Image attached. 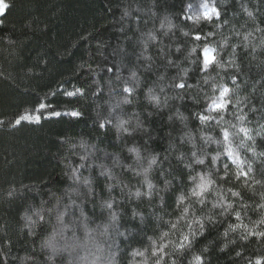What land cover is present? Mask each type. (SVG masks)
Returning <instances> with one entry per match:
<instances>
[{
    "label": "trees",
    "instance_id": "16d2710c",
    "mask_svg": "<svg viewBox=\"0 0 264 264\" xmlns=\"http://www.w3.org/2000/svg\"><path fill=\"white\" fill-rule=\"evenodd\" d=\"M4 1L6 10L0 17V120L5 121L0 125V264H154L153 247L158 250L161 243L168 245L164 264L173 259L189 264L193 255H202L204 264L264 260V237L249 234L264 231V223H259L264 219L260 207L264 205V31L257 30L264 29V0ZM201 3L217 7L220 19H205ZM189 4L193 7L188 8ZM125 10L129 15H124ZM210 32L213 35L208 36ZM195 35L201 40H195ZM225 38L226 45L221 43ZM203 44L217 49L224 69L200 70L197 57ZM194 47L197 51L191 53ZM143 55L153 57L151 71L145 70L148 62ZM169 58L173 65L167 64ZM230 59L235 63L228 64ZM181 69L188 70L185 80L191 88L170 86L183 76ZM132 71L142 83L132 104H123L127 94L121 86ZM209 73L216 84L234 89L232 103L222 113L209 111L210 97L219 95L212 91V81L204 83ZM149 87L160 96V108L146 98ZM73 88H82L84 96L63 95L62 90ZM41 103L48 107L38 112ZM73 108L81 117L51 115ZM26 110L41 115V121L13 127L11 122ZM177 110L185 120L177 117ZM148 112L153 115L147 116ZM197 113L216 120L222 116V120L201 122ZM241 116L245 119L240 120ZM120 120L130 121L125 125L130 135L117 127ZM137 120L147 131L135 129ZM105 122L110 123L99 127ZM242 127L248 136L240 131ZM222 129L229 133L231 149L243 162L246 178L236 177L240 169L226 155L228 142ZM203 137L212 140L205 143ZM131 147L139 150L140 161L128 151ZM193 151L205 162L185 168L193 161ZM179 153L183 163L176 158ZM217 153L219 159L213 162ZM152 156L158 160L147 173L156 186L150 198L144 169ZM224 164H228L227 175ZM101 165L115 179L102 176ZM73 168L78 169L79 180L73 179ZM197 173L214 181L205 193V203L200 205L195 198L178 201L182 193L190 194V176ZM85 177L90 185L83 183ZM165 179L171 181L167 190H163ZM221 196L233 205L223 216L219 207L213 208ZM110 198L112 209L104 204ZM185 204H191L195 216L213 215L216 223L206 222L204 234L180 252L173 244L188 228L184 220L175 229L168 221L176 223ZM36 211L44 220L30 228L25 216L35 220ZM59 213L64 214L63 223L57 219ZM229 225L238 227L232 231ZM226 230L227 238L222 235ZM165 232L168 236L161 240ZM49 239L54 247L45 246ZM137 250L145 255H134Z\"/></svg>",
    "mask_w": 264,
    "mask_h": 264
},
{
    "label": "snow or ice",
    "instance_id": "6c2138e0",
    "mask_svg": "<svg viewBox=\"0 0 264 264\" xmlns=\"http://www.w3.org/2000/svg\"><path fill=\"white\" fill-rule=\"evenodd\" d=\"M5 5L3 3H0V11H2L4 9ZM188 8H192L193 5L189 4L187 5ZM201 8H203V17L205 19H208L209 21H211L213 19V17H215L216 19H220V10L217 7H211L209 8V5L207 3H201L200 5ZM245 11H247L245 9ZM124 15H129V12L127 10H125ZM247 15L251 18L253 17V13L252 12H247ZM191 18V17H189ZM197 20L200 19V16L196 17ZM258 31H264V29H257ZM185 35H188V33H185ZM213 35V33H208V36ZM251 35V33H248L247 35L244 36V40H248V37ZM149 39L150 40H155V37L151 34H149ZM194 39L199 41L201 40V36L200 35H195ZM206 39V38H205ZM222 44H227V39L225 38L222 42ZM147 49V44L145 43V50ZM177 51H180L179 49H177ZM197 51V49L194 47L191 49V53H195ZM161 52H163V50H161ZM233 55H235V53H233ZM220 57V53L217 51V49L215 47H213L210 44H203L201 46V54L197 57V60L200 62V70L202 72H209L210 69L212 68H220V69H224L225 68V62L219 58ZM143 59L148 62L146 65L145 70L146 71H151L152 69V63L151 61L153 60V57L150 55H143ZM196 61H193V63H195ZM228 64H234L235 61L234 59H230L228 62ZM167 64L168 65H173V61L169 58L167 60ZM83 67V66H81ZM108 71L111 72L112 69L108 68ZM181 72L183 73V76H178L173 83L170 85L172 88L174 89H186V88H191L192 85L191 84H187L185 77L187 76V69H181ZM117 79H120V77H117ZM160 80L164 79V76L161 75L159 76ZM204 79V83L208 84L209 81H212L213 83L211 84L212 87V91L215 92H219V95H214L213 97H210L211 99V105L209 106V111H214L217 113H222L224 111H226L228 109V106L232 103L230 96L233 93L234 89L230 88L228 85L224 84V83H219L216 84L215 83V77H212L209 73L208 76L203 77ZM142 83L141 78L138 76L136 71H132L130 74V77L128 78V80L124 81V83L122 84V93H125L127 95L123 96V99L121 101V103L123 104H132L133 102V98L135 96L136 90L137 88L140 86V84ZM232 84H236V78L232 77ZM164 89L163 87L161 88V92H163ZM63 95H65L68 98H74V97H83L84 96V90L82 88H73V90L69 91V90H62ZM52 95H55V93H52ZM146 98L148 99L149 103L152 104L154 107L156 108H160L161 106V98L159 95H157L154 92V89L149 87L146 90ZM182 98V97H181ZM167 100V97L165 98V101ZM46 107H48V105L41 103L39 105V108L37 109V111L39 112L40 110L45 109ZM52 116L55 117H60L61 115H67L73 118H79L81 117L82 113L76 109H71L68 111H65L63 113H61L60 111H54L52 114ZM153 113L152 112H148L147 116H152ZM177 117L183 121L186 119V117L183 116L182 113H180L177 110L176 113ZM197 117L201 122H211L213 120H216V117L210 115V114H203V113H197ZM42 119V116L37 114V115H33L30 112H28L27 110L25 111V113L18 115L12 122V126L16 127V126H20L22 123H39ZM169 119L171 120L172 117L170 116ZM240 120H244L245 117L241 116L239 117ZM220 120H222V116L220 118ZM220 120H216V123H220ZM5 123V121L0 120V125H3ZM106 123H110V122H105V123H100L99 127L104 128L106 126ZM130 124V121L127 120H120L119 124L117 125V127L125 132L128 133L129 135L131 134L129 131L128 127H125V125ZM135 129H144V124L142 121L137 120L136 125H135ZM133 129V131L135 130ZM145 131H147L146 129H144ZM240 131L243 132L245 134V136H248V130L245 128H240ZM222 133H223V138L225 142H228V145L225 148L226 151V155L232 160V163L237 164V167L240 169L237 173H236V177L239 179L241 176L243 177H247L248 173L243 171V168L241 167V164L243 163L242 161L237 160V157L235 155V153L232 151L231 146H230V141H229V133L227 130L222 129ZM251 137H249L250 139ZM184 139V138H182ZM188 139H191V136L189 134ZM203 139L205 140V143H207L208 141L212 140L211 137H203ZM128 151L130 153H134L136 155V159L137 161H140L141 155L139 150L136 147H131L128 149ZM261 155H264V153H262ZM191 156L193 158V161L191 163H186L184 164L185 168L191 169L192 168V163L198 164V165H203L204 164V159L197 156V153L195 151H193L191 153ZM220 153H217L216 156L212 157V161L215 162L219 159ZM177 160H179L181 163L184 162V156L182 153H179L177 155ZM81 159H85V157H81ZM165 159H167V157H165ZM157 156H152L150 161H149V165L147 169H144V175H145V183L147 184V188H148V192L146 193V195H148L150 198L152 196V192L153 190L156 188V186L147 179V173L149 171V169H151V167L153 165L157 164ZM117 164L119 163V160L117 159L115 161ZM83 165H81L82 167ZM102 168L101 171V175L102 176H108L112 179H115V177L112 176L110 170H108L107 168H105L104 165L100 166ZM125 167H128L131 169V165H125ZM224 169H225V175H227V169H228V164H224ZM72 177L74 180H79L80 179V175L78 173V169L73 168L72 169ZM175 178V177H174ZM190 179L193 181V187L190 190V194L185 195V194H181L177 197V200L180 202H184L186 200H191L192 198H195V202L203 205L205 203L206 200V196L205 193L208 192L211 188L212 185L214 184V181L210 179V177L207 174L204 173H197L195 176H190ZM221 179H223V177H221ZM83 183L85 185H90L91 181L85 177L83 178ZM165 188L163 190H167L168 186L171 184L170 180L165 179L163 181ZM112 185H108V189L109 191H111ZM89 191H91V189H89ZM229 191H231V189H229ZM135 195L137 197H139L141 195V193L139 191H137L135 193ZM233 196H240L239 192H233L232 193ZM161 200H163V198H161ZM105 206L108 209H112L113 208V202L111 200V198L109 200L104 201ZM219 207L221 209L220 215H226L229 210H231L233 208V205L231 203H225L224 202V198L221 196L220 200L213 204V208H217ZM260 207L264 208V205H260ZM36 219L33 220L32 216H25L26 221L28 222V226L30 228H32L33 226H35L36 224H38L40 221L44 220V216L42 215L41 211H36L34 213ZM63 213H59L57 215V219L58 221H60L61 223H63ZM134 215H137L136 213H134ZM235 218L237 221H239L241 219L240 214L237 212L235 213ZM112 219L115 220L117 219L115 213L112 214ZM180 220H184L185 225L188 228L187 232H183L181 231V235H180V239L178 240V242H175L173 244V249L175 251H180L183 252L185 250H188L192 247L194 238L199 236V235H203L205 230H206V226L207 224H214L216 223L215 217L213 215H207V216H203V217H198L195 216L194 214H192V206L191 204H185L184 208L181 209L180 211V215L177 218V222L173 223L172 221H168L169 225L171 228L175 229L177 228V224L179 223ZM207 222V224H206ZM259 223H264V219H261L259 221ZM195 225V227L193 226ZM238 226H233V225H229V230L234 231L235 228ZM229 230H226L222 235L227 238L229 235ZM249 234L252 235H256L259 237H264V231L261 232H249ZM168 233H162L161 235V240L164 239V237H167ZM242 239H247V235H242L241 236ZM234 242V241H233ZM45 246L47 247H54L51 239L45 241ZM168 247L167 244L161 243L159 245L158 250L155 248V244L153 247V255L156 256V260L154 262V264H164V256L167 254L165 252V249ZM225 247H227V244H225ZM203 251H207V249H203ZM239 255V253H237ZM134 255L137 256H141L143 257L145 254L144 252H141L139 250H137ZM28 258L25 257V260H27ZM171 264H177L176 260H172ZM189 264H204V258L202 255H193L192 259L189 261ZM255 264H264V260L258 259Z\"/></svg>",
    "mask_w": 264,
    "mask_h": 264
},
{
    "label": "rangeland",
    "instance_id": "374dc122",
    "mask_svg": "<svg viewBox=\"0 0 264 264\" xmlns=\"http://www.w3.org/2000/svg\"><path fill=\"white\" fill-rule=\"evenodd\" d=\"M0 3H3L5 5L4 9L2 11H0V17L2 16V14L5 12L6 10V4L4 0H0Z\"/></svg>",
    "mask_w": 264,
    "mask_h": 264
}]
</instances>
